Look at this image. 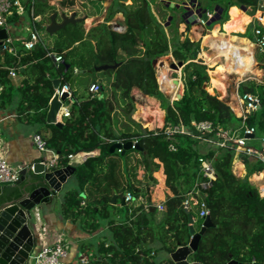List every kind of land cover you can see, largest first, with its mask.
<instances>
[{
  "label": "trees",
  "instance_id": "obj_1",
  "mask_svg": "<svg viewBox=\"0 0 264 264\" xmlns=\"http://www.w3.org/2000/svg\"><path fill=\"white\" fill-rule=\"evenodd\" d=\"M21 1L26 3L25 9L33 17V27L38 33L46 29L54 13L61 20L64 15L76 13L79 20L68 23L53 35L46 32L50 40L40 37L31 50L22 44L17 46L16 42L11 44L16 54L9 51L2 54L0 49V61L2 57L6 60L0 64V84L4 85L0 107L12 105L17 98V115L38 126L48 147L60 156L57 167L67 166L71 153L100 149V154L76 166L78 186L65 193L62 204L65 216L92 219V231L99 227L93 219L109 218L110 207L117 208L128 191L134 196L132 202L120 206L121 220L108 221L111 244H103L104 260L97 264H154L150 258L152 249L171 253L179 245L189 244L190 215L197 231L201 230L205 219L199 215V205H194L190 211L183 208L195 184L206 181L200 169L201 157L211 160L216 171V179L209 186H201L213 225L202 235L191 260L203 264H226L231 259L264 263V196L250 180L253 174L264 171V159L237 151L232 142L226 146L215 144L220 130L231 129L242 134L245 127L253 126L257 128V135L264 133V81L246 79L240 83L241 95L251 93L261 100L259 108L247 114L244 120L225 100L211 93L213 88H223L215 74L209 89L206 88L210 68L199 58L201 40L194 41L188 35L192 23L181 17L184 8L165 0L160 2L157 12L162 18L153 11L151 0H131V3L113 0L105 21L89 30L85 19L102 12V0H57L55 4L48 0ZM217 5L223 12L214 24H224L232 6L245 9L251 15L258 9L264 11V0H210L202 6L214 11ZM171 8L176 14L171 13ZM119 12L125 17L124 30H117L108 23ZM233 12L234 8L226 25L228 31H231L228 26L237 19ZM19 15L15 12L9 22L17 21ZM169 16H172L170 23ZM246 20H241L242 24ZM181 23L186 24L183 32H180ZM254 25L248 27L245 35ZM257 25L264 32V25ZM55 54L62 55L63 60L56 62ZM168 54L185 63L181 72L184 91L180 99L172 100L160 90L153 65L156 58ZM115 63H119L116 68L95 70L96 66ZM19 66H25V78L15 88L9 68ZM82 70L86 72H79ZM88 74L92 78L87 82L85 93L80 86L85 83L82 76ZM55 78H60L61 84H70L73 91L71 117L64 119L63 126L46 121L55 93ZM93 82L101 86L95 95L89 91ZM135 88L160 102L165 111L163 127L148 129L134 120ZM123 117L127 125L120 127ZM203 121L212 122L211 131L202 133L197 129L194 122ZM182 125L184 131L168 134L169 128ZM117 140H138L139 149L112 152L111 146ZM134 152L140 155L148 172V180L137 184L132 182L127 165L128 156ZM237 157L246 166L244 177L237 176L233 170ZM161 170L165 185L172 193L161 204L163 208L153 202L154 187L158 183L156 173ZM23 184L5 186L0 200L19 197ZM115 193L119 198L112 204ZM140 198L143 202H138Z\"/></svg>",
  "mask_w": 264,
  "mask_h": 264
},
{
  "label": "crops",
  "instance_id": "obj_2",
  "mask_svg": "<svg viewBox=\"0 0 264 264\" xmlns=\"http://www.w3.org/2000/svg\"><path fill=\"white\" fill-rule=\"evenodd\" d=\"M48 1L50 4H55L57 0H48ZM161 1L162 0H156L155 5H152L153 11L156 13L158 17H159V14L157 12H159V6H160ZM165 1L173 2L174 3V4L172 3L173 5H176L179 3L178 2L175 4L177 0H174V1L165 0ZM199 1L201 2L202 5H204L206 2L208 3V1L210 0H199ZM112 2L113 0H102L101 3L104 6L102 12L85 19V27L87 30H89L92 26H95L105 21L108 8L112 4ZM131 2H132L131 0H127V3H131ZM179 4H181V2ZM23 5H24L23 12L19 15V19L17 21L11 23L10 28H12L14 32L16 33L17 31L23 32V31L28 30L30 34L26 38L20 34L18 35L17 33V35H15L18 40L16 42L17 46H19V44L23 45V42L27 41L30 38V35L34 28L33 27V17L25 9L26 3L25 4L23 3ZM232 8L240 9V11L242 12L241 17H246L247 20L242 25H238L236 26V28L232 29L231 31H228L226 29V25L231 20ZM210 13L212 15L214 12H210ZM263 16H264V11L260 9H258L254 15H251L247 12V10H243L239 8L238 6H232L229 9V19L224 24H220V23L215 24V26L218 27L219 32L223 30L222 36L219 35L218 40L217 39L215 40L213 38V34L206 35L208 33L202 34L199 32V29H201V27H204L202 26L204 25L202 22L192 25L190 29V32L195 34L196 36L195 39H193V37H191L189 33V36L192 40L194 41L201 40V52L199 54V58H201L203 62L207 65H209L208 64L209 62L205 61L204 56H203L204 46L209 47L208 50L210 53L214 54L212 55V57H214L216 61L220 57L217 55L215 56V54L219 52L222 53L223 51L222 49L225 48L226 42H230L229 44L235 49H237L240 53L247 54L246 56H240L239 59L241 60V62H243L245 58H248L249 52L245 50L247 49L250 50L251 56L249 55V58L251 57V60L255 63V66L258 67L257 70H259V72L262 73L261 77H258V78L249 77L245 79L239 78V77L234 78L235 74H233L231 71L239 74L242 71L246 72L247 67L245 68V66L241 64L237 66H232L230 62H226V65L224 66L227 68V70L225 72L220 71L217 74H215L216 75L215 77L219 78L220 82L223 84V88L216 87V88H213V92H211L213 94L216 93L221 99L225 100L232 107L234 112L240 117L243 112L241 94L239 93L240 83L246 79H251V78L255 79L258 82L264 81L263 65L257 62V59L255 57L256 52L261 49H259L256 44V36L254 33V29L255 27L258 26L257 25L258 23H261L262 25H264V22L262 21ZM124 19L125 17L123 13L119 12L108 23L113 27L115 24H121L125 28ZM57 20L59 22H62L63 19L61 20L57 17ZM181 25H184V29L186 28L185 23H181L180 26ZM250 25H254L251 30V34L252 36L253 35L255 36V40H253L252 37H250L248 34L245 35ZM205 28L208 30V26L205 25ZM213 31L208 30V32H213ZM202 40L204 42L203 47H202ZM4 53L5 51L3 50L2 54ZM5 62H6L5 58L2 57L0 64H3ZM219 65L221 64L216 63L215 65H213L212 66L214 67L213 71L209 69L210 82L206 85L207 89H209L212 78L214 77V76L212 77L213 75L212 73L216 71ZM11 69L16 71V75L12 76L9 74V77L12 83L14 84V87L18 88L22 80L25 78L24 71L26 68L25 66H19V67H10L9 70ZM230 72L232 74H230ZM3 90H4V85L0 84V96ZM134 90L140 92L136 88ZM135 91L133 92L134 94H135ZM144 96H147V95H144ZM16 102H17V98L14 100L12 105H9L6 108L0 107V155L6 158L8 162L15 168L22 169L23 167H27L28 169H31L32 165L35 162H40L43 158H47V156H49L50 154H41L35 148L34 143H33V135L34 133L38 132V126L36 124H32L28 122L27 120L20 119L16 111V104H15ZM164 124H165V116L163 117V125L160 127H156V128H161L164 126ZM256 139H258L257 135L251 138L250 141L255 142L254 140ZM215 144L218 146L217 143ZM263 155H264V152H263ZM233 170L235 174L240 177H244L247 173L246 166L240 160L239 157L235 159ZM161 172H162L161 178H158V183L154 187V191H153V202L156 205L163 204L167 195L172 194L171 190L167 188V186L165 185L164 174L162 170ZM130 177L133 183L137 184L139 182V180H136V178H134L133 176H130ZM250 180L257 187H259V190H261V188L264 189V171L253 174L250 177ZM142 181H147V180L143 178ZM77 186H78V182H77V179L74 173L68 178L67 182L63 184L61 191L58 193L57 197L52 203L47 204V205L43 204L33 210L35 221L40 230L39 232L40 243L37 247L36 252L39 251V249L41 248L43 244L52 243L56 241L57 239H59L60 237H64L65 241L68 244V256L66 258L67 264H97V262L104 260L103 257H104L105 251L103 250V247H102L103 244L105 243L104 246H109L111 244L108 221L110 219L121 220L123 216L118 214L117 208L110 207L109 218L108 217L107 218L98 217L97 219H93L98 222L99 227L95 230L92 229V231L90 230V223L92 219L90 220L86 217L72 218V217L65 216L62 210V204L64 202L65 193L69 189H72ZM114 195H117V199H116V203H117L119 195L117 193H115ZM123 197L121 198V201H120L121 206H124L122 202ZM138 202H143V199L140 198ZM38 215H39V218H38ZM169 255L170 253H167L166 251H162L159 255L158 250H156L155 248V249H152L150 253V258L153 259L155 262L162 263L169 258ZM105 258L107 259L108 257H105ZM83 259H87L88 262L83 263L82 262Z\"/></svg>",
  "mask_w": 264,
  "mask_h": 264
},
{
  "label": "water",
  "instance_id": "obj_3",
  "mask_svg": "<svg viewBox=\"0 0 264 264\" xmlns=\"http://www.w3.org/2000/svg\"><path fill=\"white\" fill-rule=\"evenodd\" d=\"M172 2H170L171 4ZM173 5V4H172ZM184 8L181 17L186 22H191L192 25L202 22L206 26H211L220 17L223 8L215 6L214 13L211 15L210 9L202 6L199 0H185L181 4H176L177 8ZM245 10V9H243ZM76 13L70 16L64 15L62 22L57 20V14L51 16V22L46 26L48 34L53 35L58 30L64 28L68 23L78 21ZM172 20L169 16L168 23ZM9 36L6 28H0V49H3V42ZM160 61V62H159ZM169 64L170 69L176 72H182L185 63L183 61H176L173 55H166L156 58L153 65L156 68L157 78L160 85V90L169 98L180 99L183 95L182 92L175 90V87L183 84L178 78L173 81L168 80L166 75L162 80L159 79L161 70H165V65ZM119 63L113 65L103 64L95 67L96 71H101L108 68H116ZM85 73V70L79 71ZM76 72L73 78L79 73ZM73 78L71 82L73 81ZM61 83L60 78L53 79L54 88H58ZM171 86L169 90L165 86ZM68 94L64 93L62 100L67 98ZM62 107V101L59 95L55 93L50 101L49 109L47 112L46 121L49 124H56L63 126L65 123L58 118V114ZM255 137L254 134L249 136ZM133 141L130 140L126 143L114 142L111 146V151L114 152L118 149L131 150ZM139 149V146H136ZM30 170V171H29ZM32 170V171H31ZM76 166L68 164L67 166L47 168L42 162H35L31 169L23 167L20 170V178L16 184H23V193L12 200H0V264H36V251L40 243V230L35 221L33 210L43 204L52 203L61 191L64 183L68 178L75 173ZM28 173V174H27ZM31 175V176H30ZM12 184L11 182L0 183V198L4 192V187ZM117 195H114L111 203L115 204ZM122 202L126 205L125 198ZM213 225L210 216L204 219L203 226L200 231L194 227V218L190 215V233L192 235L189 244L179 245L175 251L171 252L169 258L162 262H155L154 264H203L190 260L191 255L198 250L199 243L202 235L207 228ZM226 264H264L256 260L253 261H239L236 259L229 260Z\"/></svg>",
  "mask_w": 264,
  "mask_h": 264
},
{
  "label": "built area",
  "instance_id": "obj_4",
  "mask_svg": "<svg viewBox=\"0 0 264 264\" xmlns=\"http://www.w3.org/2000/svg\"><path fill=\"white\" fill-rule=\"evenodd\" d=\"M24 5L21 0H0V28H6L8 31V38L3 42V49L4 51H9L13 54H16V49L12 47V43L14 42V38L10 34V26L11 23L9 22V18L15 13L21 14L23 12ZM114 28L117 30H124V26L121 24H115ZM254 33L256 36V44L259 49L264 51V32L261 27H255ZM40 36L36 28H33V31L30 35V38L27 41L23 42L25 49L31 50L34 48L35 44L39 41ZM56 62H61L63 60L62 55H54ZM78 72V71H77ZM10 75L15 76L16 71L11 69ZM101 89V86L98 82H93L89 86V91L95 95ZM55 93L59 95L60 100L62 101V107L58 114V118L62 121L65 118L71 117V110L70 104L73 102V91L70 87V84L64 83L58 86L55 89ZM54 93V94H55ZM64 93H67L68 96L65 100H62V96ZM241 101L243 104V112L241 117L246 119L247 114L252 111H255L259 108L261 100L257 95L246 93L241 95ZM70 102V104H68ZM197 129L202 132H209L212 130V122L210 121H203L200 123L194 122ZM184 126H176L174 128L168 129V134L171 135L177 131H184ZM257 128L253 126H247L244 128L243 133H238L237 131L227 129V130H220L218 133V141L216 142L219 146H226L229 142H232L236 145L237 151H242L251 156H258L261 159H264V133L260 134L258 137L261 141L263 148L257 149L250 143V135L254 134L257 135ZM121 143H126L121 140H117ZM115 141V142H117ZM133 147L136 148L138 145V140H132ZM33 143L35 148L41 154H50L47 158H43L40 162L44 163L47 168H55L57 167V163L59 161V154L56 150L48 147L47 140L45 139L44 135L40 132H36L33 135ZM119 152L123 151V149H118ZM100 154V149L96 148L89 151H79L77 153H71L68 155L70 160L69 164L77 166L79 164L84 163L89 157L95 156ZM200 169L203 176L206 178V181L197 182L190 191L184 202L183 208L190 211L194 205L200 206V217L206 218L209 215V209L207 207L205 196L201 192V186H209L211 182L216 179V171L213 166V162L209 159L204 157L200 158ZM20 168L13 167L6 158L0 155V183L3 182H11L16 183L17 180L20 178ZM261 195L262 190H260ZM264 196V195H263ZM126 203H130L134 200V196L132 192L128 191L124 195ZM83 205H86V202L83 201ZM160 208H163L159 205ZM39 218V215H38ZM68 256V244L65 241L64 237H60L56 241L52 243H45L41 246L38 252H36V264H67L66 258ZM83 263H87V259L82 260Z\"/></svg>",
  "mask_w": 264,
  "mask_h": 264
},
{
  "label": "rangeland",
  "instance_id": "obj_5",
  "mask_svg": "<svg viewBox=\"0 0 264 264\" xmlns=\"http://www.w3.org/2000/svg\"><path fill=\"white\" fill-rule=\"evenodd\" d=\"M155 2H156V0H151L150 1L151 6L155 5ZM178 2L179 3L180 2L183 3L184 1L183 0H177V2H175V4L178 3ZM183 10L184 9H181V11H183ZM238 11H239L238 8H234V12L233 13L235 14V16H237V19L235 20V23L230 24L228 26L230 30L236 28V26H238V25H241L242 24L241 20L246 18V17L242 18L241 17L242 13L241 12L238 13ZM172 12L174 13L173 9L171 8V13ZM176 12L174 14H176ZM210 12H213V10L210 9ZM159 17L162 18L160 14H159ZM202 26H204V27H201V29H199L200 33H202V34L203 33H208L206 35L213 34V38L215 40L216 39L218 40L219 35L222 36L223 30H221L220 32L219 31H217V32H208V30L209 31L210 30L213 31L215 29L218 30V27L215 26V24L213 25L212 29L210 28L211 26H208V30L205 28V25H202ZM203 28H204V30H203ZM184 30H185L184 29V25H181L180 26V32H183ZM46 32H47L46 29H40L39 30V35L45 41H49L50 40V36ZM17 33H18V35L20 34V35H22V36H24L26 38L30 34V32L28 30L23 31V32H21V31L18 32L17 31ZM17 33L14 32V30L12 28H10V34L14 38V42L18 41L16 36H15V35H17ZM189 33H190V36L193 37V39L196 38L195 34H193L190 31H189ZM189 33H188V35H189ZM248 35L250 37H252L253 40H255V36L254 35L252 36L251 31L249 32ZM204 40H205V38H204ZM229 43L230 42H226L225 48L222 49L223 50L222 53L219 52V53L215 54V56L217 55V56L220 57L216 61V59L214 57H212V55H214V54L209 52V50H208L209 47L204 46L203 45L204 42L202 40V47L204 46V54L203 53L202 54L204 56V60L209 62L208 64L210 66L208 65V67L211 69V71H213V69H214V67H212L213 65H215L216 63L221 64V65H219L217 67L216 71L214 73H212V74H217L220 71L221 72H223V71L225 72L227 70V68L224 65H226V62H230L232 64V66H237V65L241 64V65L245 66V68L247 67L246 72L242 71L239 74L230 70L233 74H235L234 78H238L239 77V78H244L245 79V78H249V77H255V78L261 77L262 73L259 72V70H257L258 67L255 66V63L251 60V57L249 58V55L251 56L250 50L249 49L245 50V51L249 52V55H248L249 59L244 57L245 59L243 60V62H241V60L239 59L240 56H246L247 54L240 53L237 49L232 47ZM168 55H172V54H168ZM255 57L257 59V62L261 63L263 65V68H264V51L258 50L256 52ZM169 66H170L169 64H166L165 65V70H161L160 71L159 79L162 80L163 76L166 75L168 80H171L172 78L173 79L174 78H178L179 80L182 81V78H181L182 73L176 72L174 70H170ZM231 72H230V74H232ZM212 77H213V75H212ZM82 78L85 81V83L80 86V90L86 93L87 92V82L92 78V75H89V74L88 75H84V76H82ZM165 88H167V86H165ZM179 91L183 93V91H184V85L183 84H181V87L179 88ZM147 97L148 96H144V95H142V93H140L138 91H135V94H134L135 111H134L132 117L134 118V120H136L137 122L141 123L144 128L154 129L156 127H160V126L163 125L162 122H163V117L165 116V111L161 109L160 102L157 99H155L154 97H148L149 99H147ZM171 99L174 100V98H171ZM68 104H70V102H68ZM158 110L162 111L161 115H160ZM123 125H125V126L127 125V121H126L125 117L121 118V121L119 123L120 127H122ZM259 136H260V134L257 135V138ZM254 141L255 142H251V141L250 142L253 145H255L256 148L261 149L263 147L261 141L259 140V138L254 140ZM127 165H128V174L130 176H133L134 178H136V180H139V181H142L143 178L145 180H148V172L146 171L145 165L142 163L141 157H140V155L138 153L134 152V154H130L128 156ZM161 173H162L161 171L156 173L158 178H161ZM120 206H121V204L119 203L118 206H117L118 213L123 215V212L121 211ZM193 209H194L193 210L194 213L197 214L196 213V209L195 208H193ZM162 251L163 250H158V254L160 255V253Z\"/></svg>",
  "mask_w": 264,
  "mask_h": 264
},
{
  "label": "bare ground",
  "instance_id": "obj_6",
  "mask_svg": "<svg viewBox=\"0 0 264 264\" xmlns=\"http://www.w3.org/2000/svg\"><path fill=\"white\" fill-rule=\"evenodd\" d=\"M262 21L264 22V16L262 17ZM169 69H170V66H169ZM171 70V69H170ZM171 81H173V78L171 79ZM171 86L169 85V86H167V89L169 90V88H170ZM181 87V84L179 85V86H177V87H175V90H177V91H179V88ZM147 99H149L148 97H147ZM153 101V100H152ZM160 110V109H159ZM158 110V111H159ZM155 113V112H154ZM159 113H160V115L162 114V111H159ZM163 123V122H162ZM160 124V123H159ZM261 190H262V194L264 195V189H262L261 188Z\"/></svg>",
  "mask_w": 264,
  "mask_h": 264
},
{
  "label": "flooded vegetation",
  "instance_id": "obj_7",
  "mask_svg": "<svg viewBox=\"0 0 264 264\" xmlns=\"http://www.w3.org/2000/svg\"><path fill=\"white\" fill-rule=\"evenodd\" d=\"M183 11H185V10H183ZM221 14V13H220Z\"/></svg>",
  "mask_w": 264,
  "mask_h": 264
}]
</instances>
